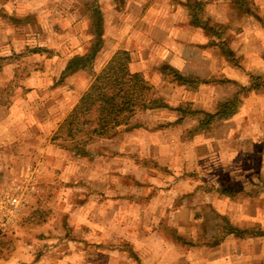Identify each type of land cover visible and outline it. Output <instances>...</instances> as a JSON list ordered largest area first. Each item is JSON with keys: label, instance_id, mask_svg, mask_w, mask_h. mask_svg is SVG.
Instances as JSON below:
<instances>
[{"label": "rangeland", "instance_id": "374dc122", "mask_svg": "<svg viewBox=\"0 0 264 264\" xmlns=\"http://www.w3.org/2000/svg\"><path fill=\"white\" fill-rule=\"evenodd\" d=\"M166 1L182 4L181 18H188L186 27L191 31L195 22L186 0H0V197L12 194L24 200L26 188L29 191L22 207L12 213L8 206L7 214H1L0 242L6 231H19L47 182L56 184L55 192L67 193L66 201L60 194L40 205V213L49 210L47 223L32 229L15 254L0 264H243L248 251L264 252V239L243 240L253 244L239 248L236 238L238 244L224 242L217 249L173 239L176 234L186 241L203 233L212 235L220 217L241 229L264 230V76L245 70L249 63L262 66L263 61L241 57L235 35L233 39L242 28L260 32L262 27L253 19L244 22L249 16H241L242 12L232 17L233 23L218 22L227 27L221 41L233 57L217 56L225 48L193 30L176 41L192 39L195 45L204 44V50L186 48L185 54L184 47L167 38L171 34L161 40L145 32L148 40L141 36L133 40V49L140 51L136 57L147 60L145 76L168 107L214 112L234 94L238 113L229 120L189 140L186 132L198 116L173 126L180 117L177 111L143 113L138 116L143 128L124 137L127 149H121L119 137L89 147L98 155L97 164L71 159L50 143L57 124L91 84V77L77 74L56 85L72 53L90 45L91 22L84 6L94 3L102 11L108 36L101 49H109L120 45L112 31L109 36L114 23L130 26L137 22L140 6L159 10ZM194 1L204 0L187 2L193 6ZM256 1L264 10V0ZM218 4L222 11L217 16L225 18V3ZM213 5L205 4L207 13ZM203 7L198 15L204 14ZM206 11L203 24L208 20ZM163 26L173 30L170 24ZM259 38L253 33L251 44ZM28 47L46 52L32 55ZM103 52L98 65L104 67L109 51ZM170 60L183 66L186 76L211 83L182 89L162 80L159 76ZM137 130L141 134L134 136ZM15 179L19 187L9 188ZM229 189L234 195L222 193ZM38 248L45 250L40 256Z\"/></svg>", "mask_w": 264, "mask_h": 264}, {"label": "trees", "instance_id": "16d2710c", "mask_svg": "<svg viewBox=\"0 0 264 264\" xmlns=\"http://www.w3.org/2000/svg\"><path fill=\"white\" fill-rule=\"evenodd\" d=\"M194 2L193 6L189 4L188 7L193 14L195 28L203 30L207 37L211 36L213 41L210 42L214 46L225 48L221 38L227 27L215 22L206 26L208 22L206 24L202 22V15L206 11L205 4L211 3L213 5V2L208 0ZM201 5L204 6V14L198 15ZM229 6L232 10L253 17L264 29V19L259 16V7L255 4V0H231ZM84 7L88 11L87 15L91 22L90 34L92 37L90 39V49L88 53L80 56L74 55L65 62L63 69L56 78V85L64 83L68 78L77 74L91 77V84L80 96L75 106L59 123L50 138V143L67 152L71 159L92 162L96 156L95 153L89 150L91 145L101 140H114L122 133L143 128V123L138 119V116L143 113L163 110L177 111L180 117L173 126L182 125L188 117L198 116L194 127L186 132V139L189 140L195 135L210 129L213 125L229 120L238 113L239 100L236 96H233L227 102L219 103L214 112L175 110L168 107L164 100L157 95L155 88L149 83L145 74L131 71L130 53L122 49L117 50L105 66L97 72L94 69V62L97 52L104 46L105 39L103 14L94 3ZM28 49L32 51V55L46 52L45 49H34L32 47H28ZM227 49H224L221 56L233 57L234 53ZM161 73L163 76L161 74L159 77L162 80H168L169 83L182 89H187L195 84L211 83L209 80L202 81L194 76H186L185 73L179 72L170 66L163 67ZM60 186L69 187L70 185ZM56 189V184L47 182V187H44L43 193L38 203L33 206L31 213H29L30 215L22 218L19 231H6L4 233L0 242V260L5 261L14 255L18 243L28 238L32 229L47 223L46 216L49 210L40 213L39 207L41 204H46L60 194L63 201L67 200V193L55 192ZM222 193L224 195H234L232 189L223 190ZM189 196L187 195V197ZM39 236L37 235L36 239L40 238ZM230 236L239 240L264 239V230L259 227L241 229L232 224L229 219L220 217L219 227L212 235L203 233L198 235L195 240L186 241L176 234L173 239L183 244L188 242L186 245L188 244L189 246L215 248L220 246ZM64 240L65 236L61 237V241ZM37 251L38 256H40L45 250L38 248Z\"/></svg>", "mask_w": 264, "mask_h": 264}, {"label": "crops", "instance_id": "0c3cea01", "mask_svg": "<svg viewBox=\"0 0 264 264\" xmlns=\"http://www.w3.org/2000/svg\"><path fill=\"white\" fill-rule=\"evenodd\" d=\"M187 1L188 0L185 1L186 6L189 5ZM208 1L213 2V4H214L213 8H211V10L208 11V13H207V19H208L207 22L209 24L214 23L213 19H216L215 20L216 23H218L220 21L222 22V20L223 21L227 20L228 22H232V20L234 19V18H232L233 16H235V15L238 16L241 14L238 11H235V10H232L229 8L230 7L229 4H230L231 0H229V1L228 0H214V1L208 0ZM220 1L225 3L223 5V7L227 8L226 16L223 15L225 18H222V16L221 17L217 16L218 12L222 11L221 9L218 8L221 5V4H218V2H220ZM182 2L183 1H181V3ZM255 4L259 7V4L257 3L256 0H255ZM181 5L182 4H175L174 2L169 4L168 1H166L165 7L162 6L161 9L158 10V8H157L158 6L152 7L151 5H149V7H148V4H145V5L143 4L142 6H140L142 11H141V13H139V18L137 19V22H135L134 24L129 26V25H127V23H125V25L123 24V26H122L123 28H122V27L116 26L118 24L114 23V26H112V30H109V31L107 30V31L109 32V36H110V32L112 31L111 32L113 34L112 36H114V38L120 43V45L116 44V45H118L117 48L116 47L115 48H109V49H105V48L103 49L102 48L101 51L99 50L97 52V56H96V59L94 62V69L98 72L103 68V65H98V63L102 60V55L104 53L103 51H107V50L109 51L107 54L108 60L106 59L108 62L109 59L115 54V52L118 49H123V50L130 53V56H131L130 69H131V71L134 73L146 74L147 70H149V67L147 65V60L141 59L140 57H139L140 59L137 58L136 55H138L140 51H136V49H133V47H134L133 46L134 45L133 40L136 36H138L136 38L138 40H140V36L148 40V38L143 35L145 32H146V34H149V35H151L153 33V38H154V36H160L161 40L165 39V35L171 34L167 38L172 39V41L176 45H178L179 47L180 46L184 47V49L182 51L185 54H186V51H185L186 48L194 47V48H199L200 50H204L205 49V47H203L204 44L195 45L197 43H194L192 41V39L187 38V40L181 44L178 41H176L178 39H180V40L184 39L185 31L187 32V34L188 33L190 34V32H193V31H196L197 34H200V33L203 34L204 33L203 30H201L199 28H195V26H194V28H190L191 31L186 27L187 24H188V26L190 24H189L188 18H184V17L181 18L180 10H179V6H181ZM162 8H165V9H162ZM262 8H264V6H262ZM215 10H216V15L214 13ZM143 11L146 13V15H143ZM259 11H258L259 16L264 19V10L259 9ZM229 12H231V14H229ZM241 16L244 17L246 15L241 14ZM180 18H181V20L179 21ZM251 19L256 20L253 17H251V18L248 17V18L244 19V22H246V21L249 22ZM165 23L170 24L173 27V30L170 31V29H165V27L163 26ZM175 29H177V31ZM242 29L245 32H243V31L240 32L241 30H239V31H235L236 34H233V39L236 37L234 44L237 45V47H238L237 50L240 51L241 57L247 59L249 57L255 56L260 61H263L262 66L256 65V66L252 67L253 65L251 63H249L251 67H249V69L245 68V70L247 72H251L254 75L264 76V29L259 28L260 32L257 30H248V32H246L245 28H242ZM232 30H234V29L232 28ZM253 33H257L261 38H259L255 43L251 44L250 37ZM179 35H181V36H179ZM234 35H235V37H234ZM107 36H108V34H105V40H106ZM129 36H131V37L129 38ZM203 37H204V34L201 36V38L203 39ZM110 38H112V37L110 36ZM233 39H232V41H233ZM109 41H110V39H109ZM144 42H146V41H144ZM131 45H132V48H130ZM81 47L83 49V52L80 53V51L79 52L74 51L72 53V55L73 56L74 55L80 56V55H84V54L88 53V51L90 49V45L86 44V46H81ZM231 49L234 51V49L232 47H231ZM209 50H210V48H209ZM213 53H215V51ZM219 53H220V55H217V56L222 57L221 52H219ZM141 56H143V55H141ZM172 56H175V55H172ZM176 57L177 56H175V58ZM177 59H179V58H177ZM184 60L187 61L190 59L188 57H184ZM180 63H182V60H180ZM169 65H170V67L178 70L179 72L185 73L184 67L181 65H178L174 60H170ZM185 74H187V73H185ZM231 95L234 96V94H231ZM233 96H231V97H233ZM58 125L59 124H57V126ZM133 133H134V136H138L141 134V130L140 131L137 130ZM125 135H127V134L122 133L119 136V139L121 138L119 140V142L123 144L121 147L122 150L128 148L127 147L128 145L124 144ZM111 153L113 154V152H111ZM95 156H96L95 157V159H96L98 155L95 154ZM94 162H95V164H97V162L93 160V164H94ZM17 181L18 180L15 179L12 182L16 183ZM240 241H241V243H239V241H237V239L235 237L230 236V237L226 238L224 242H225V244H228L229 242H231V244H235V245L239 243V248H240V246H243V247L247 246L248 247L251 244H253L252 240H248V241H252V242H248V241L246 242L243 240H240ZM220 246H222V244ZM220 246H218V247H220ZM227 246L229 247V245H227ZM218 247H215V248L217 249ZM263 256H264L263 250L259 251V252L254 251L252 254L248 251V255L245 257L246 260L242 261L241 263L250 264V263H252L251 261H256V262H262L264 264V257ZM234 258H235V256H234ZM225 259H226V257H225ZM233 260H231V261H233Z\"/></svg>", "mask_w": 264, "mask_h": 264}, {"label": "built area", "instance_id": "2783aa9c", "mask_svg": "<svg viewBox=\"0 0 264 264\" xmlns=\"http://www.w3.org/2000/svg\"><path fill=\"white\" fill-rule=\"evenodd\" d=\"M30 183V182H29ZM19 184L12 183L9 188L15 189V187H19ZM11 196V197H10ZM3 197V198H1ZM0 197V216L1 214L6 215L8 211H6L8 206L11 207L12 213L18 210V208L22 207L23 204H25V200H27V197H29V191H27V188L25 190L24 200L20 197L14 196L12 194H8L7 198L4 196Z\"/></svg>", "mask_w": 264, "mask_h": 264}]
</instances>
